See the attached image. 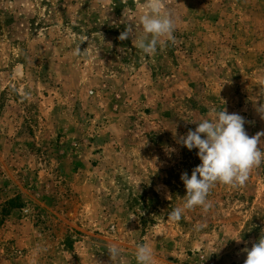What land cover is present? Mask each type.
Segmentation results:
<instances>
[{
    "label": "rangeland",
    "instance_id": "1",
    "mask_svg": "<svg viewBox=\"0 0 264 264\" xmlns=\"http://www.w3.org/2000/svg\"><path fill=\"white\" fill-rule=\"evenodd\" d=\"M137 4L0 0V264H113L111 244L136 264L146 241L157 264H244L264 235V162L168 215L201 163L177 143L193 120L264 131V0H166L175 41L152 56L118 39Z\"/></svg>",
    "mask_w": 264,
    "mask_h": 264
},
{
    "label": "clouds",
    "instance_id": "2",
    "mask_svg": "<svg viewBox=\"0 0 264 264\" xmlns=\"http://www.w3.org/2000/svg\"><path fill=\"white\" fill-rule=\"evenodd\" d=\"M138 16L136 23L125 24V30L118 39L124 41L131 37L135 49L152 56L157 47L168 42H174L175 21L167 12L166 0H138ZM79 48L76 53H79ZM264 95V88L260 89ZM264 120V103L257 108ZM197 127L181 135L177 143L189 151L198 149L197 156L201 163L193 168L191 176L187 172L181 174L186 195L182 206L174 208L168 215L173 221H179L186 210L197 206L204 212L212 208L208 199L211 190L217 183L233 188L244 186L253 167L264 162V150L258 148L264 131L249 136L245 131V118L237 113H228L212 109L199 120H193ZM175 137L176 133L173 132ZM175 151V149H171ZM237 243L241 238H234ZM107 251L113 264H125L123 250L115 244L107 246ZM247 252L244 264H264V235ZM136 264H157L155 250L148 241L138 244L134 253Z\"/></svg>",
    "mask_w": 264,
    "mask_h": 264
}]
</instances>
